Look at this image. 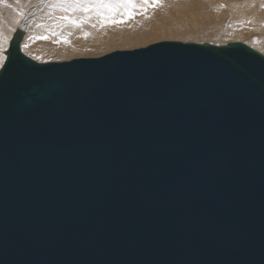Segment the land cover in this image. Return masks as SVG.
I'll use <instances>...</instances> for the list:
<instances>
[{"label":"water","instance_id":"obj_1","mask_svg":"<svg viewBox=\"0 0 264 264\" xmlns=\"http://www.w3.org/2000/svg\"><path fill=\"white\" fill-rule=\"evenodd\" d=\"M0 69V264H264V55L165 41Z\"/></svg>","mask_w":264,"mask_h":264},{"label":"rangeland","instance_id":"obj_2","mask_svg":"<svg viewBox=\"0 0 264 264\" xmlns=\"http://www.w3.org/2000/svg\"><path fill=\"white\" fill-rule=\"evenodd\" d=\"M120 1H122V0H119V2ZM146 1H145V3H148V0H146ZM235 1L236 0H226V1L225 0H218V1L217 0H192V2L182 3V4L178 5L177 7L173 8L172 13H171V17L170 16L168 17V15L167 16L163 15V16H160L159 18L156 17L159 20V23L162 25V29H163L162 31L165 32V35L161 36L158 34H153V35L148 36L149 40H146L145 43H135L139 39H133L135 42L132 43L131 42L132 40L124 41V40L120 39L118 36V33H117L118 38L114 37L115 43L111 44L110 46L107 45V46H101V47H96V48L94 47V48H90V49L87 48V50L85 49V51L83 50L81 52L82 55L78 54V56H75V58L101 57V56H104V55L111 53V52H114V51L134 50V49L147 47L149 45L159 43V42H165V41L208 44V45H215V46H225L229 43L240 42V43H244V44L248 45L249 47H251L255 51L264 55V49L260 48V47L264 48V20H261L262 19V13H264V1L263 0H256V2H255V8L258 11L257 12V15H258L257 19L261 20L260 21L261 24H258V25H255L256 23L252 20V17H246V14L248 12L247 7H248L250 0H244V5L243 4H241V5L236 4ZM86 2L87 3H83L84 7L86 6V7L90 8L89 4H91V2L89 0H86ZM77 3H78V0L77 1L76 0H0V67L3 64V62L5 61V59H6L5 57H7L6 52L8 51L10 40L12 39L13 34L17 30H22L24 32L23 38H25L24 40H25V42H27V44L25 43V45H24V43L21 42L20 46H21V52L25 56H27V57H29V58H31L34 61H37L39 63L63 62V61L72 60L70 58L75 59L74 57H71L76 52L75 47H74L76 45L73 43L77 42L78 40H82L85 42L88 41V43L92 42V40H93L92 37L90 36L91 37L90 38L87 34V31H88L87 28H89V30L91 28L92 34L95 32L94 33L95 35H96V33L100 35V37L97 38V37H94L95 36L94 34H93L94 36L91 34L93 36V38H97L101 42H105L108 40L107 37L105 36V34L111 33V29L109 30V27H108L105 30L104 29L105 23L104 22L101 23V21H103L105 18H106L105 20L107 21V24L105 27L110 26V25L111 26L112 25H120V26L122 25V26L126 27V26H130V24H132V26L136 25V26L140 27L141 29H142V26H140V23L138 22L139 21L138 16H140V19L142 21L154 20V19H152L151 16H149L148 11H149V9L152 11V9L154 8L155 5H153V6L146 5L147 7L151 6L148 10L144 11L148 15L145 14L143 11H138L137 9H135V6L126 5V7L121 6L122 9L119 8V10H117V11H115V9H112V7H104L103 9H100L101 10L100 12L98 11L99 13L97 12L100 15V18L98 19L100 21L94 20L91 22V20L87 19L89 14L86 13L87 12L86 8L84 10H82V8L77 9L76 7H74L75 4H77ZM234 4L236 6L235 8H234ZM51 5H53L55 8L52 7ZM72 5H74V6H72ZM50 6L52 8H50ZM104 6H105V4H104ZM239 6H241V7H239ZM244 6H245V9H244ZM62 7H63V9H62ZM237 7H239V9L241 8V10L237 11ZM219 8H221V9L218 10ZM242 8H243V10H242ZM58 9H59V12H58ZM60 9H61V11H60ZM63 10H67V11L75 10L78 12L65 14V12ZM134 10H135V12H134ZM84 11H86V12H84ZM129 12H130V14H129ZM106 13L110 14V16L107 15ZM117 13H118V15H117ZM244 13H246V14H244ZM75 14H76V19L74 21L69 19V15H75ZM114 14H116V15L114 16ZM79 16H80V18H78ZM120 16H121V18H120ZM126 16H128V17H126ZM102 17H103V19H102ZM113 18H116L117 20L115 21V20H113ZM169 18H171V19H169ZM124 19L126 20L127 23L125 22ZM134 19H135V21H134ZM164 20L166 21V23H164L165 22ZM175 20H176V22H175ZM191 20L196 21V23L198 25L197 31H199L200 33L192 35L189 32L188 33L189 35H186V36L183 35V37H182L181 34H183L184 29H190L189 27L187 28V22L191 21ZM52 21H53V23H52ZM169 21H171V23ZM177 21L179 22L178 29L181 30L182 32L181 33L177 32V33H179L178 35L168 34V33H171L170 29L176 30V28H174V27H176L175 23H177ZM256 21H258V20H256ZM87 22L88 23L90 22L92 25L90 23L88 25ZM93 22H95L96 25ZM115 22H118L120 24L115 23ZM147 22H149V21L144 22V24ZM172 23H173V25H172ZM85 25H87V27ZM164 26H166L165 27L166 29L163 28ZM172 26H174V27H172ZM79 28H81V29H79ZM102 28H103V30H102ZM123 28L119 27L118 29H123ZM78 29L83 31V32H80ZM141 29H139V30H141ZM202 29H204V31ZM142 30H146V29H142ZM260 30H262V31H260ZM116 31H117V29H116ZM241 31H243V32H241ZM121 32H122V30H121ZM256 32H257V34H256ZM140 33H139V35H140ZM145 33L146 32H144V34ZM230 33H235V34H230ZM141 34L143 35V33H141ZM199 34H202L200 36L201 38L199 37L197 39ZM82 36H83V38H82ZM90 39H91V41H90ZM140 39H143V38H140ZM24 40H22V41H24ZM92 43H89L88 45H90ZM258 44H260V45H258ZM114 45H115V47H114ZM36 46L37 47H44L46 49L48 48V50H52V51L58 50V51L62 52L61 55H64V56L70 55L69 56L70 58L67 57V59H65V60H58V58L61 55L60 56L52 55L50 53H49V56L42 57V58H44L43 60H42V58L40 59L39 56L36 57L33 55L34 56V58H33V56H31V55L29 56L30 52H28L27 49L33 50V48H37ZM117 46H118V48H116ZM112 48H113V50H110Z\"/></svg>","mask_w":264,"mask_h":264},{"label":"bare ground","instance_id":"obj_3","mask_svg":"<svg viewBox=\"0 0 264 264\" xmlns=\"http://www.w3.org/2000/svg\"><path fill=\"white\" fill-rule=\"evenodd\" d=\"M77 1V0H76ZM90 2H91V4H89L90 5V8L89 7H84V4L83 3H87L86 2V0H78V3L77 4H75V6L74 5H72V6H74V7H76L77 9L78 8H82V10H84L85 8H86V10H87V12L86 11H84V12H86L87 14H89V16L87 17V19L88 20H91V22L92 21H94V20H98L99 18H100V15L98 14L101 10L100 9H103L104 7H112V9H115V11H117V10H119V8H121V6L123 7V6H125L126 7V5H129V6H135V9H137L138 11H146V10H148L151 6H153V5H155L154 6V8L152 9V11L149 9V11H148V14H149V16H151L152 17V19H154V20H152V21H150V20H144V21H142L141 19H140V16H138V19H139V23H140V26H142V29H146V30H142L140 27H138V26H132V24H130V26H126V27H124V26H120V25H110V26H107V27H105L106 26V24H107V21L104 19L103 21H101V23H105V26H104V29L106 30V28H108L109 27V30L111 29V33H106L105 34V36L107 37V41H105V42H101L100 40H98L97 38H99L100 37V35L99 34H97L96 33V35L94 36L93 34H92V31H91V28H90V30H89V28H87L88 29V31H87V34H88V36L90 37H92V42H89V43H92V44H90V45H88L89 43H88V41L87 42H85V41H82V40H78L77 42H75V43H73V44H75L76 46H74L75 47V53L71 56V57H74L75 58V56H78V54H80V55H82V51L84 50L85 51V49L87 50V48H96V47H101V46H107V45H111V44H113V43H115V40H114V37H117V33H118V36H119V38L120 39H122V40H124V41H129V40H132L131 42L132 43H134L135 41L133 40V39H139L138 41H136L135 43H145L146 42V40H149V38H148V36L149 35H153V34H158V35H165V32H163L162 30V25L159 23V20L157 19V18H159L160 16H167L168 15V17L170 16L171 17V13H172V10H173V8H175V7H177L178 5H180V4H182V3H185V2H192V0H148V3H145V1L146 0H122V1H120L119 2V0H89ZM218 1V0H217ZM226 1V0H225ZM264 1V0H263ZM147 2V1H146ZM255 2H256V0H250V2H249V4H248V7H247V10H248V12H247V14L246 13H244V14H246V17H252V20L256 23L255 25H258V24H261L260 23V21L261 20H264V13H262V19L261 20H259V19H257V9L255 8ZM235 3L236 4H239V5H241V4H243L244 5V0H236L235 1ZM49 4V3H48ZM67 4V3H66ZM70 4V3H69ZM73 4V3H72ZM104 4H105V6H104ZM146 5H151L150 7H147ZM52 7H54L53 5H51ZM50 6V8H52ZM64 6V5H63ZM119 6V7H118ZM219 6V5H218ZM65 7V6H64ZM224 7V6H223ZM236 6H235V4H234V8H235ZM239 7H241V6H239ZM239 7H237V11H240L241 10V8L239 9ZM55 8V7H54ZM117 8V9H116ZM128 8V7H127ZM147 8V9H146ZM222 8V7H221ZM221 8H219L218 10H220ZM225 8V7H224ZM57 9V8H56ZM62 9H63V7H62ZM91 9V10H90ZM122 9V8H121ZM134 9V8H133ZM132 9V10H133ZM244 9H245V6H244ZM81 10V9H80ZM126 10V9H125ZM130 10V9H129ZM128 10V11H129ZM242 10H243V8H242ZM60 11H61V9H60ZM64 12H65V14H67V13H77L78 11H75V10H72V11H67V10H63ZM99 11V12H98ZM114 11V12H115ZM245 11V10H244ZM57 12V11H56ZM58 12H59V9H58ZM57 12V13H58ZM63 12V13H64ZM83 12V11H82ZM98 12V13H97ZM134 12H135V10H134ZM62 13V12H61ZM60 13V14H61ZM102 13V12H101ZM121 13V12H120ZM145 14H147L146 12H144ZM221 13V12H220ZM107 15H109L110 16V14H108V13H106ZM112 14V13H111ZM125 14V13H124ZM129 14H130V12H129ZM147 14V15H148ZM64 15V14H63ZM78 15V14H77ZM116 14H114V16H115ZM117 15H118V13H117ZM140 15V14H139ZM66 16V15H65ZM68 16V15H67ZM245 16V15H244ZM243 16V17H244ZM83 17V16H82ZM126 17H128V16H126ZM157 17V18H156ZM256 17V18H255ZM58 18V17H57ZM61 18V17H60ZM64 18V17H63ZM68 18V17H67ZM66 18V19H67ZM78 18H80V16L78 17ZM120 18H121V16H120ZM142 18V17H141ZM145 18V17H144ZM143 18V19H144ZM162 18V17H161ZM62 19V18H61ZM69 19H71V20H75L76 19V14L75 15H69ZM102 19H103V17H102ZM101 19V20H102ZM111 19V18H110ZM129 19V18H128ZM169 19H171V18H169ZM245 19V18H244ZM78 20V19H77ZM108 20V19H107ZM113 20H117L116 18H113ZM125 20V19H124ZM167 20V19H166ZM256 20H258V21H256ZM63 21V20H62ZM98 21H100V20H98ZM121 21V20H120ZM134 21H135V19H134ZM146 21H149V22H147V23H145L144 24V22H146ZM165 21V20H164ZM168 21V20H167ZM252 21V22H253ZM109 22V21H108ZM125 22H126V20H125ZM133 22V21H132ZM170 23H171V21H169ZM175 22H176V20H175ZM185 22V21H184ZM251 22V23H252ZM46 23V22H45ZM52 23H53V21H52ZM81 23V22H80ZM83 23V22H82ZM90 23V22H89ZM89 23L87 22V24L89 25ZM94 24H95V22H93ZM115 23H118V22H115ZM127 23V22H126ZM138 23V24H139ZM164 23H166V21L164 22ZM63 24V23H62ZM91 24V23H90ZM118 24H120V23H118ZM200 24V23H199ZM253 24V23H252ZM92 25V24H91ZM96 25V24H95ZM124 25V24H123ZM126 25V24H125ZM169 25V24H168ZM172 25H173V23H172ZM175 25H176V27H174V26H172V27H174V28H176V30L175 29H170V31H171V33H168V34H171V35H178L179 33H177V32H182L181 30H179L178 29V25H179V22L177 21V23H175ZM73 26V25H72ZM78 26V25H77ZM86 27H87V25H85ZM197 23H196V21L195 20H191V21H188L187 22V28L189 27L190 29H184V31H183V34H181V36L183 37V35H189L188 33L190 32L192 35H194V34H197V33H200L199 31H197ZM254 26V25H253ZM80 27V26H79ZM93 27V26H92ZM123 28V29H118V28ZM166 26H164L163 28H165ZM170 27V26H169ZM171 27V28H172ZM186 27V26H185ZM200 28V27H199ZM263 28V27H262ZM79 29H81V28H79ZM78 29V30H79ZM116 29H117V31H116ZM139 29H141V30H139ZM166 29V28H165ZM201 29V28H200ZM205 29V28H204ZM204 29H202L203 31H204ZM260 29V28H259ZM66 30V29H65ZM102 30H103V28H102ZM121 30H122V32H121ZM168 30V29H167ZM50 31V30H49ZM71 31V30H70ZM80 32H83V31H81V30H79ZM101 31V30H100ZM115 31V32H114ZM143 33V35L140 33ZM166 31V30H165ZM260 31H262V30H260ZM47 32V31H46ZM104 32V31H103ZM106 32V31H105ZM144 32H146L145 34H144ZM167 32V31H166ZM241 32H243V31H241ZM259 32V31H258ZM139 33H140V35H139ZM263 33V32H262ZM94 37H97V38H93V36ZM101 34V33H100ZM230 34H235V33H230ZM256 34H257V32H256ZM42 35V34H41ZM54 35V34H53ZM76 35V34H75ZM74 35V36H75ZM104 35V34H103ZM170 35V36H171ZM202 34H199L198 35V37H197V39L201 36ZM73 36V37H74ZM90 37V38H91ZM77 38V37H76ZM82 38H83V36H82ZM118 38V37H117ZM140 38H143V39H140ZM201 38V37H200ZM25 38H23V40H24ZM59 39V38H58ZM196 39V40H197ZM247 39V38H246ZM259 39V38H258ZM121 40V41H122ZM90 41H91V39H90ZM73 42V41H72ZM262 42V41H261ZM260 42V43H261ZM22 43H24V45H25V43L27 44V42H25V40L24 41H22ZM29 43V42H28ZM43 45V44H42ZM258 45H260V44H258ZM262 45V44H261ZM38 46V45H37ZM36 46V47H37ZM263 46V45H262ZM114 47H115V45H114ZM21 48V47H20ZM59 48V47H58ZM116 48H118V46L116 47ZM115 48V49H116ZM261 49H264L263 47H260ZM134 49V48H133ZM110 50H113V48L112 49H110ZM27 51L28 52H30V54H29V56L31 55V56H36V57H40V59L42 58V57H47V56H49V53L50 54H52V55H58V56H60L61 54H62V52H60V51H58V50H48V48L46 49V48H44V47H37V48H33V50L32 49H27ZM106 52V51H105ZM2 53V52H1ZM24 55V54H23ZM34 56H33V58H34ZM70 56V55H69ZM69 56H64V55H61L59 58H58V60H65V59H67V57H69ZM5 58H7V57H5ZM57 58V57H56ZM70 58V57H69ZM83 58V57H82ZM90 58H97V57H90ZM44 58H42V60H43ZM46 59V58H45ZM48 59V58H47ZM70 59H72L73 60V58H70ZM75 59H78V58H75ZM37 60V59H36ZM50 60V59H49ZM54 60V59H53ZM5 61H6V59H5ZM4 61V62H5ZM4 62H3V64L1 65V67H0V69L3 67V65H4ZM37 62V61H36ZM64 62V61H63Z\"/></svg>","mask_w":264,"mask_h":264}]
</instances>
